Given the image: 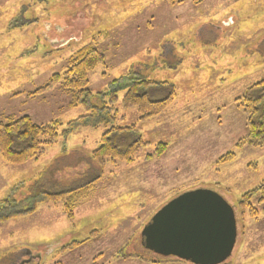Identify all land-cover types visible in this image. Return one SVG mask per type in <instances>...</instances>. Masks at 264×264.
Here are the masks:
<instances>
[{
	"label": "rangeland",
	"instance_id": "obj_1",
	"mask_svg": "<svg viewBox=\"0 0 264 264\" xmlns=\"http://www.w3.org/2000/svg\"><path fill=\"white\" fill-rule=\"evenodd\" d=\"M98 33L106 62L89 75V89L103 92L129 71L156 82L149 98L171 102L138 128L168 149L150 162L102 167L91 155L104 130L87 129L69 138L68 151L59 143L22 166L0 156V202L23 199L49 170L56 192L94 182L72 221L61 206L43 204L1 225L0 264H38V255L40 264H188L146 250L141 233L166 204L198 189L214 191L235 210L238 239L227 263L264 264L263 192L240 206L264 185V147H237L249 129L235 105L264 78V0H0V116L27 115L37 124L76 119L82 110L71 108L59 88L35 100L26 95ZM118 109L125 112L122 103ZM137 114L131 109L125 123H138ZM228 153L235 160L220 163ZM76 242L85 244L63 250Z\"/></svg>",
	"mask_w": 264,
	"mask_h": 264
},
{
	"label": "trees",
	"instance_id": "obj_2",
	"mask_svg": "<svg viewBox=\"0 0 264 264\" xmlns=\"http://www.w3.org/2000/svg\"><path fill=\"white\" fill-rule=\"evenodd\" d=\"M100 33L90 42L70 53L67 65L60 73H55L47 84L27 93L29 99H38L48 91L59 88L68 98L71 108H80L82 113L67 123L55 119L37 124L30 116L2 115L0 116V156L4 162L12 166H22L26 163L40 160L49 149L61 143L67 150L69 138L81 130L102 129L103 135L91 159L104 167L107 163H125L131 165L138 158L153 161L165 155L168 146L161 142L153 145L145 140L138 128L139 123L151 120L163 113L171 99L153 101L149 98L151 91H156L158 84L148 77L142 79L140 73L129 71L124 76L112 79L108 89L94 93L89 89V75L99 66L105 65V53L98 46ZM71 50V49H70ZM139 74V75H137ZM104 79L108 77L103 73ZM21 93L15 94L20 96ZM148 95V96H147ZM125 112L118 109L119 104ZM235 105L247 117L249 135L240 139L237 147H264V78L249 87L246 93L235 101ZM135 108L139 117L138 123H125L128 112ZM135 135V137H133ZM131 137L126 145H120L117 140ZM154 147L152 152L141 155L147 148ZM67 154L65 152L63 155ZM69 156V155H68ZM66 156V157H68ZM236 155L228 153L220 159V163L235 160ZM51 171L44 172L42 178L32 184L31 191L21 200H2L0 202V226L11 220L34 214L37 207L43 204L61 206L64 215L74 220L75 210L82 201L89 198L93 191L94 182L66 187L56 192ZM78 175V173H77ZM82 176V175H81ZM82 180V179H81ZM39 184V185H38ZM264 185L249 192L240 200L243 209L251 202L254 195L264 194ZM178 196V195H177ZM251 207V204H250ZM249 207V208H250ZM252 214L257 213L252 209ZM83 242L72 243L63 250L71 251L79 248ZM134 258H141L133 255ZM142 258L141 260H144Z\"/></svg>",
	"mask_w": 264,
	"mask_h": 264
},
{
	"label": "water",
	"instance_id": "obj_3",
	"mask_svg": "<svg viewBox=\"0 0 264 264\" xmlns=\"http://www.w3.org/2000/svg\"><path fill=\"white\" fill-rule=\"evenodd\" d=\"M141 236L142 246L156 255L191 264H223L237 243L235 210L214 191L186 192L160 209Z\"/></svg>",
	"mask_w": 264,
	"mask_h": 264
},
{
	"label": "crops",
	"instance_id": "obj_4",
	"mask_svg": "<svg viewBox=\"0 0 264 264\" xmlns=\"http://www.w3.org/2000/svg\"><path fill=\"white\" fill-rule=\"evenodd\" d=\"M212 45H215L216 44V42L215 43H211ZM248 50V49H247ZM254 52V51H253ZM248 53H249V51H248ZM250 54V53H249ZM252 57V56H251ZM229 66H230V64H227V63H225L224 65H221V67H222V69H227L226 71H228L229 70ZM70 154H72L71 153V151L69 152V153H67V154H65V155H61V156H59V157H66V156H68V155H70ZM41 263V260H39V263L38 264H40Z\"/></svg>",
	"mask_w": 264,
	"mask_h": 264
},
{
	"label": "flooded vegetation",
	"instance_id": "obj_5",
	"mask_svg": "<svg viewBox=\"0 0 264 264\" xmlns=\"http://www.w3.org/2000/svg\"><path fill=\"white\" fill-rule=\"evenodd\" d=\"M225 264H228V263H225Z\"/></svg>",
	"mask_w": 264,
	"mask_h": 264
}]
</instances>
